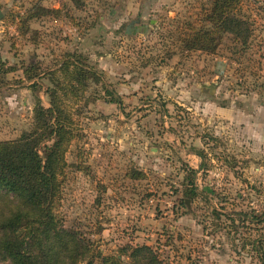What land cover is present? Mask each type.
<instances>
[{"label": "rangeland", "instance_id": "rangeland-1", "mask_svg": "<svg viewBox=\"0 0 264 264\" xmlns=\"http://www.w3.org/2000/svg\"><path fill=\"white\" fill-rule=\"evenodd\" d=\"M83 2L0 0V60L16 69L1 76L0 142L50 107L52 82L32 87L24 69L48 73L67 53L81 56L100 78L66 102L77 115L65 226L107 255L149 246L171 264H262L264 224L240 218L264 213V129L252 127L264 103V0L242 7L248 46L225 36L215 53L188 52L177 36L183 23L199 26L207 0Z\"/></svg>", "mask_w": 264, "mask_h": 264}, {"label": "trees", "instance_id": "trees-1", "mask_svg": "<svg viewBox=\"0 0 264 264\" xmlns=\"http://www.w3.org/2000/svg\"><path fill=\"white\" fill-rule=\"evenodd\" d=\"M70 1L78 9L85 6L83 0ZM207 1L196 14L198 27L191 21L177 28L181 47L188 52L215 53L223 38L230 36L235 44L246 48L254 31L241 13L245 0ZM43 11L41 8L40 15ZM37 15L28 16L33 19ZM15 71L0 60V81L4 82L2 75ZM24 74L32 87L36 88L43 77L54 87L45 89L50 107L41 103L37 106L32 129L14 141L0 142V261L6 264H171L164 262L149 246L128 245L118 254H104L95 242L65 226L61 206L70 167L66 155L76 137L74 116L77 115L67 109L66 102L71 96L81 99L91 81L100 77L81 56L70 53L48 73H32L27 67ZM107 94L114 97L110 103H122L113 92L107 90ZM197 155L203 160L200 169H204V155L201 152ZM192 173L191 185L199 171L192 170ZM197 189L192 186L189 197ZM240 220L264 224V213L259 218L243 214ZM234 223L236 219H232ZM261 238L256 240L255 249L264 264V237Z\"/></svg>", "mask_w": 264, "mask_h": 264}, {"label": "crops", "instance_id": "crops-1", "mask_svg": "<svg viewBox=\"0 0 264 264\" xmlns=\"http://www.w3.org/2000/svg\"><path fill=\"white\" fill-rule=\"evenodd\" d=\"M257 114H260V117L256 118V123L252 127H255L257 130L264 129V119H263V114H264V103H261V108H257ZM251 123V122H250ZM245 138V136H243Z\"/></svg>", "mask_w": 264, "mask_h": 264}, {"label": "water", "instance_id": "water-1", "mask_svg": "<svg viewBox=\"0 0 264 264\" xmlns=\"http://www.w3.org/2000/svg\"><path fill=\"white\" fill-rule=\"evenodd\" d=\"M2 18V14H1V12H0V19Z\"/></svg>", "mask_w": 264, "mask_h": 264}]
</instances>
